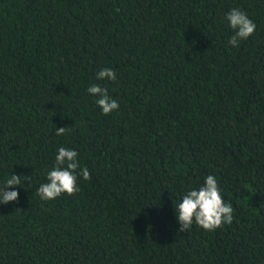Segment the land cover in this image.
<instances>
[{
    "label": "trees",
    "instance_id": "1",
    "mask_svg": "<svg viewBox=\"0 0 264 264\" xmlns=\"http://www.w3.org/2000/svg\"><path fill=\"white\" fill-rule=\"evenodd\" d=\"M232 8L256 24L236 47ZM60 147L91 180L43 201ZM19 174L0 264H264V0H0V184ZM208 175L232 223L178 231Z\"/></svg>",
    "mask_w": 264,
    "mask_h": 264
},
{
    "label": "clouds",
    "instance_id": "2",
    "mask_svg": "<svg viewBox=\"0 0 264 264\" xmlns=\"http://www.w3.org/2000/svg\"><path fill=\"white\" fill-rule=\"evenodd\" d=\"M225 19L234 34L229 38L228 44L236 47L239 41L247 40L255 33L256 24L247 14L232 8ZM105 78L116 81V72L111 68H103L96 74L97 80ZM87 93L97 97L96 105L103 115H109L119 109L116 99L109 96L108 90L99 84H91ZM66 127L56 128V135L63 136L67 133ZM78 152L74 149L60 147L55 156L54 166L46 173V182L39 185L36 194L43 201L55 200L62 195L72 196L80 191L78 178L85 181L91 180V173L87 167H80ZM31 181V176L10 175L0 184V204L18 201L19 192L14 189L21 186L22 182ZM30 185V184H29ZM176 218L181 225L178 231L184 232L195 226L207 232H214L225 224L233 221V206L225 202L221 187L213 175L206 176L204 183L198 189L187 191L182 199L174 206Z\"/></svg>",
    "mask_w": 264,
    "mask_h": 264
}]
</instances>
